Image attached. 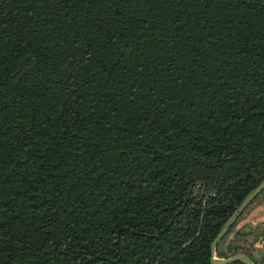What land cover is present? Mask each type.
I'll use <instances>...</instances> for the list:
<instances>
[{"label": "trees", "instance_id": "1", "mask_svg": "<svg viewBox=\"0 0 264 264\" xmlns=\"http://www.w3.org/2000/svg\"><path fill=\"white\" fill-rule=\"evenodd\" d=\"M263 179L264 0H0V264H264Z\"/></svg>", "mask_w": 264, "mask_h": 264}, {"label": "water", "instance_id": "2", "mask_svg": "<svg viewBox=\"0 0 264 264\" xmlns=\"http://www.w3.org/2000/svg\"><path fill=\"white\" fill-rule=\"evenodd\" d=\"M264 190V179L254 188L252 189L247 196L236 206L232 214L228 217L225 223L220 228L213 242L211 243V250L214 251V248L217 242L224 236V234L228 231L237 217L243 212V210L249 205V203L262 191ZM234 260H240L245 264H254L252 260L243 253L234 254L227 258H213V262L217 264H225Z\"/></svg>", "mask_w": 264, "mask_h": 264}, {"label": "rangeland", "instance_id": "3", "mask_svg": "<svg viewBox=\"0 0 264 264\" xmlns=\"http://www.w3.org/2000/svg\"><path fill=\"white\" fill-rule=\"evenodd\" d=\"M260 208L261 211H258ZM264 222V192L263 195L255 201L251 206H249L237 224V228H240L244 224L255 226L259 223ZM264 248V247H261Z\"/></svg>", "mask_w": 264, "mask_h": 264}, {"label": "built area", "instance_id": "4", "mask_svg": "<svg viewBox=\"0 0 264 264\" xmlns=\"http://www.w3.org/2000/svg\"><path fill=\"white\" fill-rule=\"evenodd\" d=\"M258 247L259 248L264 247V237L259 241Z\"/></svg>", "mask_w": 264, "mask_h": 264}, {"label": "crops", "instance_id": "5", "mask_svg": "<svg viewBox=\"0 0 264 264\" xmlns=\"http://www.w3.org/2000/svg\"><path fill=\"white\" fill-rule=\"evenodd\" d=\"M259 210L258 211H261V209L260 208H258Z\"/></svg>", "mask_w": 264, "mask_h": 264}]
</instances>
